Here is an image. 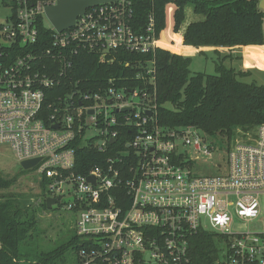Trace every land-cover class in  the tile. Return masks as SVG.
Instances as JSON below:
<instances>
[{
  "label": "built area",
  "instance_id": "2783aa9c",
  "mask_svg": "<svg viewBox=\"0 0 264 264\" xmlns=\"http://www.w3.org/2000/svg\"><path fill=\"white\" fill-rule=\"evenodd\" d=\"M133 1L93 5L58 32L45 9L60 0H0V161L38 159L27 172L46 198L60 197L50 210L76 217L74 264H192L189 240L200 232L221 238L213 264H264V229L234 230L264 225V123L221 149L199 129L161 128L153 58L132 63L129 87L112 79L89 91L69 81L78 51L112 64L115 54L166 49L154 13L135 27ZM175 11L165 6L164 28L171 14L173 30ZM77 139L110 157L77 173ZM217 152L222 162L203 160L217 174L197 176L200 158Z\"/></svg>",
  "mask_w": 264,
  "mask_h": 264
},
{
  "label": "trees",
  "instance_id": "16d2710c",
  "mask_svg": "<svg viewBox=\"0 0 264 264\" xmlns=\"http://www.w3.org/2000/svg\"><path fill=\"white\" fill-rule=\"evenodd\" d=\"M134 24L143 30L148 13H154V29L157 34L164 29L167 4L176 7L173 31L178 33L185 21V7L191 6L193 14L202 19L190 22L182 34V45L193 48H233L264 45V11L258 8L260 0H134ZM168 10H171L170 8ZM172 15H168L167 29L173 37L170 26ZM44 35V32H41ZM169 45V44H168ZM180 45L177 43L175 46ZM168 49V48H167ZM173 51V50H172ZM174 52V53H173ZM166 49L139 56L130 53L115 54L112 64L99 60L97 55L78 51L72 59L69 81L82 83L85 90L106 89L109 80L122 79L119 85L132 86L125 81L133 77L132 63L136 60L154 59L157 123L161 128L174 129L190 126L200 129L210 138L214 136L231 139L236 129L254 131L264 123V86L254 82L244 83L247 72L226 68L220 56L215 61L212 75L197 72L191 74L189 56L176 54ZM215 55H221L218 50ZM199 54H205L200 51ZM125 63L130 64L129 67ZM128 132L124 131L122 135ZM120 140V139H119ZM118 140V142H119ZM124 140V138H123ZM121 138V142L123 141ZM76 172L84 173L98 166L110 152L101 153L88 145L76 141ZM15 179L0 177V190L13 186ZM45 195V184L40 183ZM0 264H19L18 256L24 251L27 256L37 259V264H65L68 249L75 254L80 248L76 236L67 244L49 252L31 251L36 230L34 211L28 209L26 201L17 196L0 194ZM43 210L46 205H41ZM53 210V209H52ZM58 210V208H54ZM221 238L208 232H200L189 240V257L192 264H213L218 257Z\"/></svg>",
  "mask_w": 264,
  "mask_h": 264
},
{
  "label": "rangeland",
  "instance_id": "374dc122",
  "mask_svg": "<svg viewBox=\"0 0 264 264\" xmlns=\"http://www.w3.org/2000/svg\"><path fill=\"white\" fill-rule=\"evenodd\" d=\"M260 3V2H259ZM173 5V4H172ZM176 8V7H175ZM185 13V21L180 26V30L178 33H174V35H180L184 32L185 26L190 23L194 22L196 20L202 19L201 16H197L193 14L191 6L185 7L184 10ZM168 25L164 28V35L169 36L168 33H166ZM264 27V24H263ZM166 46V50L172 51V47L169 45ZM177 51H181L182 53L189 52L193 53L194 51L191 48H182V46H177ZM168 48V49H167ZM174 53V52H173ZM180 53V52H178ZM176 52V54H178ZM222 55H215L214 53H205V54H195L193 56H189L191 60L190 65V72L191 74H195L197 72L204 73L207 75H212L215 73L214 67H215V61H217L218 58H220ZM253 80H256L258 84H264V76L263 78L254 77ZM243 81V79H241ZM244 82V81H243ZM244 133L242 129H236V131L233 133L234 139L238 140L237 138L241 136V134ZM90 136V133L87 135ZM224 137L214 136L213 138L207 137V142H215L217 146L220 147L223 144ZM219 141V142H218ZM221 144V145H220ZM223 146V145H222ZM224 158V154L221 152L215 153V155L212 158L207 157H201L198 161L197 168L194 170V173L199 176H210L213 174H217V171L213 173L212 169L208 168V164L204 162L203 160L210 163L211 162H222V159ZM21 168L16 163H10L8 164L7 160L2 159L0 161V177H2L5 180L9 179H15L14 185L11 186L7 190H3L2 193L4 195H13L14 198L17 196L22 197L24 201H26L28 209H31L34 211V216L36 217V230L35 234L37 235L34 238V241L32 243L31 251L33 254L38 252H49L51 249H55L60 246H67L69 244L74 236V225H75V219L76 217L68 212L64 211L62 209L59 210H43L41 205L45 204L46 196L43 195L41 192L40 184H38L37 180H35L34 175H32L31 172H27L24 170H20ZM18 198V197H17ZM56 209V207H55ZM264 209V204H263ZM251 230V231H261L264 229V225L262 226L260 223L254 222L250 224L239 222L234 227L235 231H245V230ZM68 253L65 255L66 263L65 264H74L76 260V254L71 250L68 249ZM19 264H37V259L33 257H29L24 253V251H21V254L18 256Z\"/></svg>",
  "mask_w": 264,
  "mask_h": 264
},
{
  "label": "crops",
  "instance_id": "0c3cea01",
  "mask_svg": "<svg viewBox=\"0 0 264 264\" xmlns=\"http://www.w3.org/2000/svg\"><path fill=\"white\" fill-rule=\"evenodd\" d=\"M172 25V24H171ZM171 33L173 37L176 39L174 40L171 38L170 31L166 30L169 34V36L164 35L165 32H163V44H169V46L172 47L173 51H177V46H175L177 43L182 46V48H191L194 52L189 53L185 52L180 54H183L185 56H193L200 51L207 53H214V50H218V53L221 54L223 57H226L224 59V66L226 68H233L235 71H241V72H247V75L245 78H243L244 83H251L254 82L255 84L259 86H264V84L258 82L256 80H253L254 77L263 78L264 76V45L260 46H245V47H233V48H193L191 46H183L182 45V34L174 35V31L170 28ZM165 31V30H164ZM173 41V43H171ZM242 81V82H243Z\"/></svg>",
  "mask_w": 264,
  "mask_h": 264
},
{
  "label": "water",
  "instance_id": "95a60500",
  "mask_svg": "<svg viewBox=\"0 0 264 264\" xmlns=\"http://www.w3.org/2000/svg\"><path fill=\"white\" fill-rule=\"evenodd\" d=\"M108 0H60L56 5L48 7L45 9V16L47 17L50 24L58 32L61 30L71 27L74 21L81 15L86 9L93 7L99 3L105 2ZM264 0H260L258 8L264 11ZM122 112L129 111V109H122ZM146 114L150 115L149 112ZM57 128V126H53ZM198 133L203 136V131L198 130ZM113 143V141H111ZM38 159H32V161H23L20 163V168L24 171H30L33 166L36 165ZM88 181H92L91 177H88ZM60 197L57 198H46V209H50L56 205L60 200Z\"/></svg>",
  "mask_w": 264,
  "mask_h": 264
},
{
  "label": "bare ground",
  "instance_id": "6f19581e",
  "mask_svg": "<svg viewBox=\"0 0 264 264\" xmlns=\"http://www.w3.org/2000/svg\"><path fill=\"white\" fill-rule=\"evenodd\" d=\"M263 3H264V1H263ZM162 45L164 46L165 44L162 43Z\"/></svg>",
  "mask_w": 264,
  "mask_h": 264
}]
</instances>
